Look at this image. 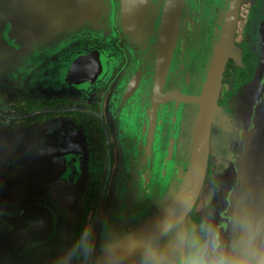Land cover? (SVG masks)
Returning a JSON list of instances; mask_svg holds the SVG:
<instances>
[{
	"label": "water",
	"instance_id": "water-1",
	"mask_svg": "<svg viewBox=\"0 0 264 264\" xmlns=\"http://www.w3.org/2000/svg\"><path fill=\"white\" fill-rule=\"evenodd\" d=\"M14 2L19 7L26 3ZM253 5L261 11L248 26L247 16ZM27 6L35 19L54 20V35L91 33L104 42L116 37L115 29L119 28L127 43L137 44L142 42L144 30L150 29L156 36L151 64L158 68L154 82L163 83L171 66L182 67L187 80L196 77L192 94L182 89L181 94L177 90L170 95L184 116L183 129L186 123L193 125L182 142L184 146L188 142L187 151L175 153L170 145L164 154L165 183L157 200L151 199L153 153L144 152L145 196L149 209L155 206L156 211L132 235L145 236L165 208L189 219L198 203L208 204L215 192L214 188L211 192L212 185L208 186L206 180L208 166L214 158L225 165L219 158L226 156L225 147L238 163L239 183L228 189L222 183L216 187L215 195L227 193L232 207L241 193H247L253 205L264 212V0H27ZM248 27L250 30L243 33ZM243 41L250 43V49L241 46ZM244 51L251 54L254 62L249 66L255 72L238 85H225L227 62L232 59L243 66ZM142 52L135 67L147 66ZM99 55L102 53L98 49ZM101 67L106 70L108 64L103 61ZM192 68L198 71H189ZM232 94L234 104L226 107ZM230 115L238 116L240 129L233 127ZM217 129H223L224 135L216 137L213 131ZM231 133L242 138L239 145H229ZM22 149L19 155L24 164L17 177L19 183L0 185V264H57L73 245L84 220L82 202L89 173L87 142L78 129L62 127L49 133L39 131ZM31 180L34 184H26ZM181 181L195 194L194 201L187 205L170 199ZM214 201L216 204V196ZM231 207L225 217L222 206L210 220L206 213L204 221L224 232ZM100 259L105 264L103 250ZM126 264H135V259L129 257Z\"/></svg>",
	"mask_w": 264,
	"mask_h": 264
},
{
	"label": "flooded vegetation",
	"instance_id": "flooded-vegetation-1",
	"mask_svg": "<svg viewBox=\"0 0 264 264\" xmlns=\"http://www.w3.org/2000/svg\"><path fill=\"white\" fill-rule=\"evenodd\" d=\"M0 1V185L19 183L24 164L19 152L39 131L78 129L87 142L89 173L82 202L84 220L74 241L85 228L90 229L95 251L88 264H103L100 257L105 239L131 233L156 211L155 206L149 209L145 196L144 152L153 153L151 199L157 200L165 183L164 154L170 145L175 153L187 151L188 142L185 146L182 142L192 132L193 123H186L183 129L184 116L170 95L177 90L192 94L196 77L187 80L182 67L171 66L163 83L154 82L158 68L151 64L156 36L150 29L144 30L142 42L137 44L127 43L119 28L116 37L104 42L91 33L54 35V20L35 19L27 0L21 7L15 4L17 0ZM260 11L251 6L247 23H253ZM249 45L243 41L241 46L250 49ZM98 49L103 56H97ZM141 51L150 64L135 67ZM103 61L108 64L106 70L101 67ZM252 62L246 51L243 66L230 59L223 83L238 85L249 79L255 72L249 66ZM186 118L194 120L193 116ZM225 151L226 156L219 157L225 165L218 158L209 163L206 180L215 192L208 204L194 207L188 217L194 223L204 220L206 213L209 220L214 218L221 206L225 217L231 207L227 193L221 196V206L219 193L215 195L222 183L227 189L239 183L236 158L227 147Z\"/></svg>",
	"mask_w": 264,
	"mask_h": 264
},
{
	"label": "clouds",
	"instance_id": "clouds-1",
	"mask_svg": "<svg viewBox=\"0 0 264 264\" xmlns=\"http://www.w3.org/2000/svg\"><path fill=\"white\" fill-rule=\"evenodd\" d=\"M178 205L194 201L191 188L178 182L170 197ZM202 206V202L197 207ZM105 264H264V212L256 208L247 193L232 204L226 230L201 220L194 223L176 211L165 208L162 216L143 237L117 233L102 245ZM95 251L91 230L85 228L57 264H88Z\"/></svg>",
	"mask_w": 264,
	"mask_h": 264
},
{
	"label": "rangeland",
	"instance_id": "rangeland-1",
	"mask_svg": "<svg viewBox=\"0 0 264 264\" xmlns=\"http://www.w3.org/2000/svg\"><path fill=\"white\" fill-rule=\"evenodd\" d=\"M248 26H249V24H248ZM248 30H250V28L248 27L247 28V31ZM238 89V88H237ZM236 89V93H238V90ZM229 99H227L226 100V102H228V104H227V106L226 107H232L233 106V104H234V100H233V98H234V94H232V95H230L229 97H228ZM231 111V110H230ZM229 111V112H230ZM231 116V122H232V125H233V127H237L238 129H240L241 128V126L238 124V116H233V115H230ZM224 130L223 129H217L216 130V132H215V134H216V137H217V135H220V134H223L224 135V132H223ZM242 138L241 137H238V136H234L232 133H231V135H230V138H229V145L232 147V146H236V145H239L240 144V140H241ZM220 148V147H219ZM237 150H239V151H241L242 149H239V146H238V149ZM217 203L218 204H220L221 203V191L219 192V195H218V198H217Z\"/></svg>",
	"mask_w": 264,
	"mask_h": 264
},
{
	"label": "trees",
	"instance_id": "trees-1",
	"mask_svg": "<svg viewBox=\"0 0 264 264\" xmlns=\"http://www.w3.org/2000/svg\"><path fill=\"white\" fill-rule=\"evenodd\" d=\"M230 65H232V63Z\"/></svg>",
	"mask_w": 264,
	"mask_h": 264
}]
</instances>
